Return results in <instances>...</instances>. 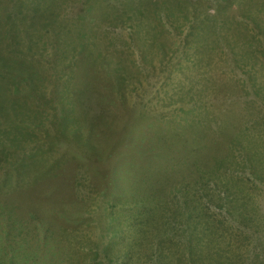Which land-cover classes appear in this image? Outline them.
Wrapping results in <instances>:
<instances>
[{
	"label": "rangeland",
	"instance_id": "374dc122",
	"mask_svg": "<svg viewBox=\"0 0 264 264\" xmlns=\"http://www.w3.org/2000/svg\"><path fill=\"white\" fill-rule=\"evenodd\" d=\"M20 4L0 262L264 264V0Z\"/></svg>",
	"mask_w": 264,
	"mask_h": 264
},
{
	"label": "trees",
	"instance_id": "16d2710c",
	"mask_svg": "<svg viewBox=\"0 0 264 264\" xmlns=\"http://www.w3.org/2000/svg\"><path fill=\"white\" fill-rule=\"evenodd\" d=\"M12 1H13L12 8L7 11V15H6V21L9 20L10 23H5L3 25L4 26L3 33L0 30V33H1L0 34L1 35L0 36V54H1L0 55V64H1V67H0L1 70L0 71H1V73L4 72L5 76L9 75V76L14 77V78H19V77H21V75H24V79L26 80V82L29 85L33 81V75L31 74V71H22L21 68L19 69V71L18 70L14 71L12 64H11V60H9L5 54V51H7L8 53L10 52L12 46H17L20 44L19 33H23L24 36H27V34L32 29V28H29V26H28L29 32H27V33L25 31L20 30V29H24V28H21L22 25L16 24L15 21L19 20V21L23 22L19 17L20 14L23 12V9H20L18 11V8L21 7L20 0H12ZM36 4L37 5H33V7L37 8L36 13H38L39 8H40V4H38V3H36ZM49 10H50L49 6H46L44 8V12H46V13H48ZM50 14L51 13H49L48 15H50ZM49 25L50 24H47L46 28H48ZM24 27L26 28L27 26H24ZM10 41H13V43H11ZM87 45H88L87 41H85L84 38L80 39V42L78 43V46H80V51L84 50L87 47ZM73 49L76 50V47L74 46ZM14 72H19V74H16ZM3 92H5L4 84H0V103H1L2 98H3ZM0 106L2 108V109L0 108L1 112H5V110L9 108L4 104H0ZM12 109H18V108L16 107V108H12ZM18 111L20 112L19 109H18ZM20 113H24V112L22 111ZM5 114H6V112H5ZM134 201L138 202L139 200L134 198ZM158 202H159L158 199H155L152 201V203L154 204V207H155V205L158 206ZM139 206H140V204H139ZM143 206H145V204H143ZM0 264H4V263L0 262Z\"/></svg>",
	"mask_w": 264,
	"mask_h": 264
},
{
	"label": "bare ground",
	"instance_id": "6f19581e",
	"mask_svg": "<svg viewBox=\"0 0 264 264\" xmlns=\"http://www.w3.org/2000/svg\"><path fill=\"white\" fill-rule=\"evenodd\" d=\"M76 133V132H75ZM234 207V206H233Z\"/></svg>",
	"mask_w": 264,
	"mask_h": 264
}]
</instances>
